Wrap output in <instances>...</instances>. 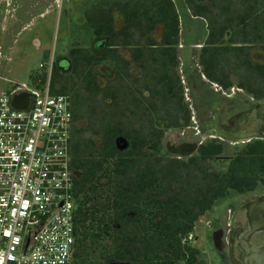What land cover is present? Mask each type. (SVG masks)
I'll list each match as a JSON object with an SVG mask.
<instances>
[{"label": "trees", "instance_id": "16d2710c", "mask_svg": "<svg viewBox=\"0 0 264 264\" xmlns=\"http://www.w3.org/2000/svg\"><path fill=\"white\" fill-rule=\"evenodd\" d=\"M186 1L191 5L198 0ZM115 9L121 11L126 23L119 32L115 30L112 15ZM192 9L197 15H208L205 8L192 6ZM86 22L94 35L108 37L110 45L135 47V61L145 71L146 88L153 100L129 103L128 132L121 131L118 128L122 126V119L112 122L107 113L109 88L98 84L94 67L115 56L122 62L121 75V70L127 74L129 63L116 56V50L112 49H107L100 58L83 48L70 51L73 76L81 78L80 90L73 94L74 119L75 122L86 121L83 127L76 125L73 134L72 164L82 169L84 175L76 180V194L82 198L77 212V250L71 264H79L82 260L86 240L100 241L107 237L116 245L114 253L109 255L112 260L132 264H182L185 261L205 264L198 259L199 249L183 243V239L194 231L196 222L218 199L225 198L231 190H254L261 179L264 182V147L236 158L223 175L207 176L202 173L203 169L192 174L181 170L180 163L174 162L151 173L138 170L133 174L135 178L126 181L124 176L134 167L133 161L140 160L145 142L142 133L145 120L141 116L149 114L150 109L158 111L157 97L164 99L168 93L179 97V91H174L176 84L182 92L179 78L176 83L173 78L177 64L173 45L178 41V12L174 0H117L88 10ZM160 24L164 26V33L162 43L158 44L148 36ZM139 37H146L148 48L140 46ZM236 57L242 65L257 71L258 96H264V67L252 66L246 55ZM46 78L42 77V83ZM67 85L59 68L54 66L53 93H68ZM116 104L122 106L120 101ZM178 105L181 108V102ZM162 119L170 120L166 116ZM154 121L151 118L153 126ZM87 134L101 138V143L86 137ZM121 134L131 139L133 148L117 157L119 151L114 140ZM111 157L118 159L113 171L109 164ZM151 168L155 167H146ZM103 179L107 182L102 183ZM118 225L121 228H117Z\"/></svg>", "mask_w": 264, "mask_h": 264}, {"label": "flooded vegetation", "instance_id": "af4514ba", "mask_svg": "<svg viewBox=\"0 0 264 264\" xmlns=\"http://www.w3.org/2000/svg\"><path fill=\"white\" fill-rule=\"evenodd\" d=\"M179 1L174 0L179 16V33L178 41L173 45L177 55L173 78L175 83L179 78L182 92L176 84L174 91H179V97L174 93H168L164 99L157 97L155 100L159 102L158 111L150 109L149 114L141 116L145 120L142 131L145 142L142 143L140 160H134V167L129 168L124 176L126 181L131 180L138 170L144 169L151 173L174 162H179L181 170L192 174L203 169L202 173L207 176L223 175L236 158L255 152L258 147H264V96H258V74L254 68L242 65L241 60L236 57L246 55L252 66L264 67V62H257L253 58L254 55L264 56V0H198L193 5L181 0L184 11L180 10ZM104 3L113 2L103 1L90 6L88 10ZM192 6L205 8L208 15L195 14ZM112 15L115 30H123L126 23L121 11L115 9ZM159 27L163 30L161 36L156 37ZM185 32L189 35L187 44H183ZM163 33L164 26L160 24L148 37L161 44ZM93 36L102 38V42L96 47L95 53L83 48L90 55L100 58L107 49H112L116 50V56L129 63L127 74L121 70V75L122 62L115 56L94 67L98 84L109 88L107 113L110 119L112 122L122 119V126L118 129L128 132L129 103L153 100L152 93L146 88L145 71L135 61V47L110 45L108 37ZM138 42L140 46L148 48L146 37H139ZM158 46L160 45H155ZM185 47L193 53L188 62L183 63L180 52ZM259 49L261 51L258 52ZM128 51L129 54H126ZM66 63L61 62L59 67L66 71L71 69L72 73V59L67 65ZM103 63L112 66L113 77L106 83L101 81V74L97 71L98 66ZM72 78L81 82V78L73 76V73L71 77L63 76V80L68 83L66 95L70 98L73 111V94L80 90L81 83L74 89L75 84L70 85L69 82ZM117 101L122 102V106L118 107ZM145 106L142 107L144 110ZM163 116L170 120H163ZM151 118L155 120L154 126ZM85 122H75L74 119L73 134L75 126L83 127ZM89 136L101 143V138L86 135ZM114 142L119 151L117 157L133 148L131 139L122 134ZM116 160L118 159L110 158L112 171L116 169ZM148 166L155 168L146 169ZM74 169L76 187V180L82 179L84 171ZM223 169L226 170L222 171ZM106 182L107 179L102 180V183ZM259 183L254 190L248 192H229L241 199L223 209L224 213L215 222L218 228L213 230V237L220 233L223 241L222 249L218 251L221 264H234L232 260L237 259L240 248L244 250L243 257L247 263L264 264V228L258 227L262 222L257 219L258 203L264 197V191L256 192L260 186L264 188V182L260 180ZM229 194L222 199H226ZM75 196L79 207L82 196ZM116 227L121 228L120 225ZM107 259L111 258L107 256Z\"/></svg>", "mask_w": 264, "mask_h": 264}, {"label": "built area", "instance_id": "2783aa9c", "mask_svg": "<svg viewBox=\"0 0 264 264\" xmlns=\"http://www.w3.org/2000/svg\"><path fill=\"white\" fill-rule=\"evenodd\" d=\"M13 84L0 92V264H71L77 242L74 116L66 94ZM29 92L26 108L11 96ZM8 94H11L9 96ZM194 231L183 243L193 246ZM182 264H190L183 262Z\"/></svg>", "mask_w": 264, "mask_h": 264}, {"label": "rangeland", "instance_id": "374dc122", "mask_svg": "<svg viewBox=\"0 0 264 264\" xmlns=\"http://www.w3.org/2000/svg\"><path fill=\"white\" fill-rule=\"evenodd\" d=\"M9 1L12 6L3 8L6 11L0 18V92H6L14 83L26 84L31 89L42 88L45 85L42 83V77H47V74L46 68H41L40 64H47L52 58L55 61L54 66L60 70V75L71 77V69L66 71L59 67L61 62L71 61L69 52L72 49L85 48L95 53L96 47L102 42V38L94 37L92 30L87 26L85 12L97 3L117 0H55V7L50 8L49 13L45 12L47 9L42 6H26V0ZM180 1L179 8L184 11ZM42 11L45 13L39 14ZM162 30L159 27L155 33L156 37L161 36ZM185 33L183 44L189 43V35ZM192 53L188 47L183 51L181 48L180 57L183 63L188 62ZM126 54H129V51ZM253 58L257 62H264V56L261 54L254 55ZM97 69L103 83L112 79V66L109 63H103ZM69 82L70 85L75 84L76 89L80 81L72 78ZM215 169L220 170L217 167ZM263 191L264 188L260 186L256 192ZM231 193L226 199H218L196 222V240L193 246L199 249L198 259L205 264H221L214 244L213 230L218 228L215 222L222 216L225 208L241 199ZM115 246V241L109 237L100 241L88 239L84 242L85 252L81 255L79 264H110L112 260L107 259V256L114 253Z\"/></svg>", "mask_w": 264, "mask_h": 264}, {"label": "water", "instance_id": "95a60500", "mask_svg": "<svg viewBox=\"0 0 264 264\" xmlns=\"http://www.w3.org/2000/svg\"><path fill=\"white\" fill-rule=\"evenodd\" d=\"M8 95L11 96V94H8ZM30 95L31 94L29 92H23L17 95H13L11 96L12 98L11 103L16 108H26L30 100ZM258 206H259V211L257 212V219H259V221H261L263 224V225L261 224L258 227L262 229L264 228V197H262L259 200ZM213 239H214V244H215L216 249L220 251L222 249V244H223L222 235L218 233L214 235ZM110 264H132V263L112 260Z\"/></svg>", "mask_w": 264, "mask_h": 264}, {"label": "crops", "instance_id": "0c3cea01", "mask_svg": "<svg viewBox=\"0 0 264 264\" xmlns=\"http://www.w3.org/2000/svg\"><path fill=\"white\" fill-rule=\"evenodd\" d=\"M27 5L26 6H30V8H35L37 6H42L45 9H47L45 12L49 13L50 8L55 7V0H26ZM12 6V3L9 0H0V18L4 16L5 11L3 8H7ZM44 11L40 12L39 14H43L45 13ZM34 17V13L32 14ZM117 15V14H116ZM119 15V14H118ZM117 15V16H118ZM1 31V29H0ZM244 256V250H238V255H237V259L234 261L232 260V262L234 264H249L246 262Z\"/></svg>", "mask_w": 264, "mask_h": 264}]
</instances>
